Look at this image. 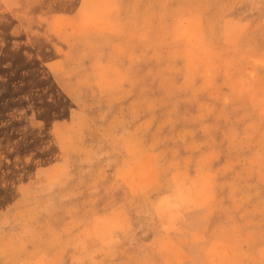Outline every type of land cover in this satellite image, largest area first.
<instances>
[{"label": "rangeland", "instance_id": "rangeland-1", "mask_svg": "<svg viewBox=\"0 0 264 264\" xmlns=\"http://www.w3.org/2000/svg\"><path fill=\"white\" fill-rule=\"evenodd\" d=\"M0 264H264V0H0Z\"/></svg>", "mask_w": 264, "mask_h": 264}]
</instances>
